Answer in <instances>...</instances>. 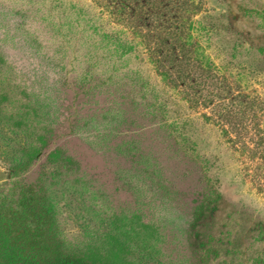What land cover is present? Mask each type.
<instances>
[{
    "label": "rangeland",
    "instance_id": "rangeland-1",
    "mask_svg": "<svg viewBox=\"0 0 264 264\" xmlns=\"http://www.w3.org/2000/svg\"><path fill=\"white\" fill-rule=\"evenodd\" d=\"M124 2L0 0V264L105 253L106 232L127 263L264 264V0ZM154 3L191 17L239 131L157 74L126 22Z\"/></svg>",
    "mask_w": 264,
    "mask_h": 264
},
{
    "label": "trees",
    "instance_id": "trees-1",
    "mask_svg": "<svg viewBox=\"0 0 264 264\" xmlns=\"http://www.w3.org/2000/svg\"><path fill=\"white\" fill-rule=\"evenodd\" d=\"M94 1L98 4H103L106 0ZM114 2L115 11H120L121 13L122 8L125 6L124 0H114ZM147 7L149 8L150 14L145 16L143 14L138 15L136 12L141 13L142 10L146 8L140 7L136 9V12L132 11V13H130V18L127 19L126 22L132 25V29L140 32L143 30L142 39L157 74L172 87L179 89L189 103L203 104V101V106H213V110L217 111L220 120L228 124L229 127L236 128V130L239 131V127L242 124V113H239L238 110L235 111L234 108H227L225 103H213V98L219 96V93L214 91V89H216V79L218 78L209 70H206L196 58L193 45H188V43L185 42V36L189 30L188 25L191 22V17L188 16L187 20L184 22L182 17L178 16L177 10L180 11L179 8L181 6L172 9L170 6L162 7L154 3ZM187 8L191 9L189 6H187ZM143 17L145 18L144 20ZM200 94L202 96V101L198 100L200 99ZM226 108L228 110H226ZM61 152L60 149H57L49 154L51 157L50 160L53 163H47L49 165L48 168L52 173L75 171V169H71L73 159L69 156H65ZM70 205H72V203H70ZM75 209L79 211V208L76 206ZM80 213L79 211L78 214ZM102 237L105 244L107 243V245H110L112 248L111 250L102 253V251L88 247L81 251L78 256L66 258L63 261H59V264H100L99 261L101 260L106 264H108V261L109 264H132L131 262L127 263L123 260L128 252L125 243H117L107 232ZM179 252L180 249L175 245L170 251V253L174 254ZM151 257V254L144 253L141 259L135 264H143V258H149L148 260L150 261ZM149 261H147V263Z\"/></svg>",
    "mask_w": 264,
    "mask_h": 264
}]
</instances>
